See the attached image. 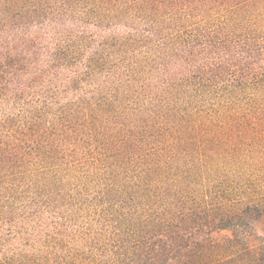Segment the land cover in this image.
<instances>
[{
    "label": "trees",
    "instance_id": "16d2710c",
    "mask_svg": "<svg viewBox=\"0 0 264 264\" xmlns=\"http://www.w3.org/2000/svg\"><path fill=\"white\" fill-rule=\"evenodd\" d=\"M261 137L264 0H0V264H264Z\"/></svg>",
    "mask_w": 264,
    "mask_h": 264
},
{
    "label": "rangeland",
    "instance_id": "374dc122",
    "mask_svg": "<svg viewBox=\"0 0 264 264\" xmlns=\"http://www.w3.org/2000/svg\"><path fill=\"white\" fill-rule=\"evenodd\" d=\"M252 143L248 147L243 145L229 168L222 170L225 189L221 195L223 203L233 205L239 197L244 194H251L252 199L264 196V137ZM221 188V189H222ZM240 240L241 246L233 245L230 240L231 234L228 231L215 233L212 238L214 254L217 261H225L243 252L244 248L257 249L264 247V216L260 222H254L251 218L243 221ZM216 264V263H214Z\"/></svg>",
    "mask_w": 264,
    "mask_h": 264
}]
</instances>
